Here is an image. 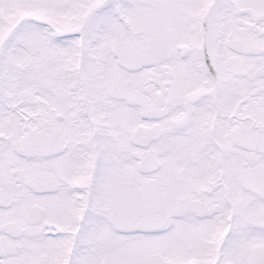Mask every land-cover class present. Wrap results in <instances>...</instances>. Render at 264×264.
<instances>
[{"label":"snow or ice","instance_id":"obj_1","mask_svg":"<svg viewBox=\"0 0 264 264\" xmlns=\"http://www.w3.org/2000/svg\"><path fill=\"white\" fill-rule=\"evenodd\" d=\"M0 264H264V0H0Z\"/></svg>","mask_w":264,"mask_h":264}]
</instances>
